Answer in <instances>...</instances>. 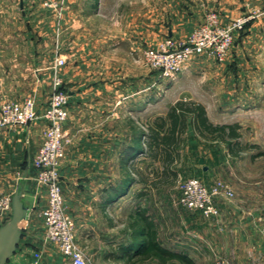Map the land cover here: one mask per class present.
Listing matches in <instances>:
<instances>
[{"label": "rangeland", "instance_id": "obj_1", "mask_svg": "<svg viewBox=\"0 0 264 264\" xmlns=\"http://www.w3.org/2000/svg\"><path fill=\"white\" fill-rule=\"evenodd\" d=\"M102 10L100 20L93 22L94 27L90 22L87 24L103 38L128 36V44L123 45L132 62L128 73L132 79L138 76L146 79L147 112L142 121L150 116L165 114L170 105L176 99L179 100L178 97L192 95L206 104L214 123L241 124L240 145L244 148L237 154L230 153L228 144L222 141L189 138L187 147L180 150V159L173 167L178 174L181 173L178 175L179 180L173 185L166 183L164 185L167 187L157 191L156 212L153 208L146 209L148 211L145 215L149 221L158 225L165 242H175L179 247L187 243L201 245L205 242L203 231L211 225L208 220L210 218H205L200 210L181 204L175 206L185 181L198 177L209 188L222 182L233 193V196L221 194L216 197L218 219L215 217L216 221L212 218L211 222L222 226L257 225L261 227L259 234L264 239V0H106ZM13 25L9 20L0 21V47L11 44L19 47L33 45L40 49V54L37 58H30L29 70L11 69L9 65L0 69V103L23 101L26 97H32L38 113L43 114L55 91L53 67L56 59L62 56L67 61L59 69L62 75L71 59L68 55L71 45H65L59 39L57 23L51 26L48 35L43 38L35 30L34 23L26 21L24 26L32 30L33 37L29 39L31 44L20 33V28L17 34L11 33ZM223 30L232 34V41L219 55L217 49L222 46ZM207 33L208 38L205 36ZM197 42L203 43L204 51L192 54L181 70L172 75L165 73L164 68L156 65L149 55L157 50L175 51L185 46L193 47ZM64 88L68 89L65 85ZM67 108V136L61 163L68 151L74 154L79 152L71 150V146L88 137L83 134V129L77 132V127L90 128L85 117L75 126L70 116V96ZM37 122L45 126L44 140L48 123L45 119L34 123ZM30 126L8 127L3 131L26 130ZM18 133L14 140L3 139V151L0 154V201L8 193L14 195L26 168L22 148L15 147L18 144L16 141L25 142ZM67 146L70 149L68 151ZM39 148L32 158L35 175ZM139 157L146 159L145 154L140 153ZM200 162L211 166L208 173L201 171ZM147 163L142 161L141 169L148 168ZM149 164L148 171L155 167L154 163ZM219 204L227 208L228 218L221 213ZM131 205L130 202L126 208L110 209L109 213L119 225L116 232L122 228L121 223L127 220ZM69 214L74 218L73 214ZM10 216L7 211L0 209V226ZM36 217L44 225L42 211ZM24 225L26 220L21 223V226ZM259 239L257 237V241ZM38 240L40 250L35 251L43 253L47 246L52 245L45 241L44 235ZM263 251L260 255L262 260ZM217 255L226 257L216 251L213 258Z\"/></svg>", "mask_w": 264, "mask_h": 264}, {"label": "crops", "instance_id": "obj_2", "mask_svg": "<svg viewBox=\"0 0 264 264\" xmlns=\"http://www.w3.org/2000/svg\"><path fill=\"white\" fill-rule=\"evenodd\" d=\"M45 1L47 0H0V21L9 20L14 24L11 33L17 34V29L20 28V33L28 39L29 44L33 35L32 30L24 26L26 21L33 22L35 30L43 38L48 35L51 26L57 23L59 39L63 44L71 45L68 52L71 59L68 61V68L62 73L64 85L70 92V116L73 117L75 126L85 117L90 128L78 126L79 130L77 127V132L83 129V134L88 137L71 146V150L79 151L77 154L70 153L67 146L68 152L61 163L60 173L66 210L74 215L76 238L88 257V264H184L178 258L164 261L157 255H142L139 251L141 240L135 242L131 235L130 214L138 208L145 214L148 208H153L156 212L157 191L166 185L152 186L138 179L133 184L128 181L132 162L129 159L130 151L137 142L141 144L138 135L144 129L142 119L147 112L146 79L139 76L132 79L128 73L132 62L123 46L127 43L128 36L123 35L118 39L111 36L103 38L104 36H98L95 28L94 31L87 24L90 22L93 26V22L102 16L106 0H66L60 15L45 6ZM139 53L140 47V57ZM39 54L40 49L33 45L19 47L11 44L0 47V69L9 65L11 69L29 70L31 67L28 61L31 57L37 58ZM178 98L198 100L206 107L202 100L192 95ZM208 116L211 119L209 113ZM44 131V124L37 122L26 130L0 132V154L3 151V139L14 140L18 132L21 135L19 137L25 139L23 144L16 141L18 144L15 147L22 148L26 168L20 180L24 185V205L30 210L19 247L7 264H21L32 260L34 251L40 250L38 239L44 235V225L36 215L47 204V192L45 187L35 181L32 158L43 140ZM183 137L182 151L187 147L189 138L204 139L195 133L192 126L187 128ZM143 143L142 140V145ZM142 161L154 163L155 168L161 167L160 163L150 158L137 157L133 163L141 169ZM210 169L209 164L201 163L203 173H208ZM178 180V177L171 180L169 185ZM178 197L175 206L180 204ZM130 202L133 205L127 220L121 223L122 228L116 232L119 225L109 211L117 207L126 208ZM219 208L227 217V208L220 204ZM216 218L213 220L217 221ZM208 220L211 225L203 231L206 241L201 245L187 243L184 247H179L175 242H165L158 225L150 223L157 231L158 240L163 247L171 252L185 254L193 264H214L213 254L216 251L231 259L233 264H263L260 256L264 248V239L259 234L261 227L222 226L211 222L212 218ZM257 237H260V242ZM45 249L42 264H70L55 245Z\"/></svg>", "mask_w": 264, "mask_h": 264}, {"label": "built area", "instance_id": "obj_3", "mask_svg": "<svg viewBox=\"0 0 264 264\" xmlns=\"http://www.w3.org/2000/svg\"><path fill=\"white\" fill-rule=\"evenodd\" d=\"M65 1L47 0L44 5L60 12L64 8ZM205 36L208 38V33ZM222 36V46L217 49L219 55L223 54L232 41V34L229 31L223 30ZM202 44L197 42L193 47L185 46L175 51L157 50L149 55L156 65L164 68L165 73L172 75L181 70L192 54L204 51ZM66 62L65 57L62 56L56 59L53 67L55 91L43 114L38 113L36 102L32 97H26L23 101L0 103V132L8 127L20 125L27 127L39 119L47 121L46 135L35 160V166H38L35 179L47 192V204L42 209L45 241L55 245L70 264H88V257L76 238L75 220L66 210L60 173L67 136L65 126L69 117L67 104L70 92L64 88V78L59 69ZM221 194L233 196L222 182L209 188L198 177H191L183 185L179 203L184 207L200 210L206 218H215L218 215L216 197ZM12 199L13 193H8L0 201V209L7 211L8 215L12 213ZM42 260L43 253L34 251L33 259L21 264H42ZM214 264H233V262L227 257L217 255Z\"/></svg>", "mask_w": 264, "mask_h": 264}, {"label": "trees", "instance_id": "obj_4", "mask_svg": "<svg viewBox=\"0 0 264 264\" xmlns=\"http://www.w3.org/2000/svg\"><path fill=\"white\" fill-rule=\"evenodd\" d=\"M142 124L144 129L142 128L138 135L141 144L137 142L130 151L129 159L132 161L128 179L130 184L138 179L140 182L156 186L176 179L178 173L173 167L180 159L183 136L189 126L204 139L227 143L232 154H237L244 148L240 145L241 124L214 123L209 118L205 105L196 100L179 99L170 105L165 114L150 116ZM140 153L160 163L161 167H154L148 171L150 164H147L146 169H140L137 164H132ZM129 225L134 241L140 239L142 242L139 249L142 255H157L164 261L178 258L184 264H193L185 254L168 251L161 245L157 231L151 227L149 218L142 209L138 208L130 214Z\"/></svg>", "mask_w": 264, "mask_h": 264}, {"label": "water", "instance_id": "obj_5", "mask_svg": "<svg viewBox=\"0 0 264 264\" xmlns=\"http://www.w3.org/2000/svg\"><path fill=\"white\" fill-rule=\"evenodd\" d=\"M23 192L24 185L20 183L13 195L11 216L0 226V264H7L16 253L23 236L21 222L30 216V210L24 205Z\"/></svg>", "mask_w": 264, "mask_h": 264}, {"label": "bare ground", "instance_id": "obj_6", "mask_svg": "<svg viewBox=\"0 0 264 264\" xmlns=\"http://www.w3.org/2000/svg\"><path fill=\"white\" fill-rule=\"evenodd\" d=\"M23 221H24V220H23ZM23 221H22V222H23ZM22 222H21V223H22Z\"/></svg>", "mask_w": 264, "mask_h": 264}]
</instances>
